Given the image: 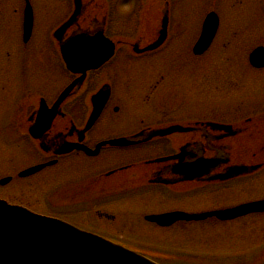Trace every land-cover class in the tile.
Segmentation results:
<instances>
[{
    "label": "flooded vegetation",
    "instance_id": "flooded-vegetation-1",
    "mask_svg": "<svg viewBox=\"0 0 264 264\" xmlns=\"http://www.w3.org/2000/svg\"><path fill=\"white\" fill-rule=\"evenodd\" d=\"M22 1L23 19L27 1L32 6L33 35L37 11L32 0ZM185 3L187 12H184ZM194 3L195 0H80L76 23L66 29L61 41L53 39L56 41L54 51L61 62V48L82 35L92 38L104 35L115 49L110 61L98 70L87 72L82 84L75 87L61 105L60 114L51 126L38 134L37 138L32 136L31 132L36 127L41 100H45L47 105L52 107L62 91L81 78L80 75L68 73L64 67L69 80L65 79L64 86L54 102L51 104L44 96H39L37 105L29 106L14 127L34 148L38 159L36 163L16 170L13 174L19 176L22 171L34 165L55 162L53 166L29 179L44 175V179L61 180L53 194L62 195L64 202L59 204L58 210L61 213L59 218L65 222L88 230L93 226L97 227L95 222L98 223L99 218H106L109 227L116 225L135 228L139 225L159 229L156 224L147 220L148 216L175 211H205H193L194 207L190 206L196 199V190L200 192L196 200H200L205 199L201 195H205L210 186H225L226 182L216 178L225 175L230 167L260 166V172L264 170V67H253L250 62V55L255 50H264V0H215L204 8L205 16H202L201 24L195 32ZM63 4L65 16L59 25L52 29V38H55V31L65 24L76 10L74 0H64ZM210 14L217 15L218 29L209 49L203 55L196 56L194 48L203 31V23ZM21 33L23 48L27 49L30 41H23V20L20 25ZM162 37L163 43L152 49ZM217 45L221 53L230 57L223 64L230 67L234 64L242 72L238 78L240 90L246 81L257 80L263 85L259 89L261 92L251 93L247 99H236V104H221L218 109L207 107L178 112L168 107H159L156 117L149 118L148 116L155 115L153 111L156 108L152 107V100L156 98V105L159 99L170 103L171 98L175 99L178 95L180 87L177 72L176 76L167 78L163 70L153 68L160 56L163 59V54L167 57V52H178L179 48L185 50L186 57L178 64L186 68L182 74L184 76L189 72L190 61L204 59ZM140 64L151 67L148 77L144 76L145 81L126 79L124 82H118L114 79L117 67L128 68ZM117 84L132 94L140 91L141 105H131V100L117 97ZM105 87V90L110 91L108 102L97 123L86 131L88 119L93 111L91 100ZM181 94L186 100L187 94L182 88ZM123 116L129 119L134 117L137 124L127 128L126 124L121 122ZM106 117L112 133L98 136L97 131ZM174 128L180 130L167 133ZM1 130L2 124L0 134ZM162 132L166 134H161ZM121 139L130 145H106L96 156L87 152L95 151L103 142ZM69 148L73 149L67 152ZM200 159H216L220 161V165L210 173L195 179L180 173L181 168L188 167ZM153 200L154 203L165 206L164 209H130L137 201L147 205V201ZM121 204L128 206L123 207ZM117 207H122L118 209V213ZM125 208L128 209L124 210ZM122 211L123 215L120 213ZM119 213L123 217L122 220H118ZM210 222L218 223L207 221L204 224L209 225ZM189 224L193 223L180 222L172 228ZM92 232L114 243L123 244L105 233L97 230Z\"/></svg>",
    "mask_w": 264,
    "mask_h": 264
},
{
    "label": "rangeland",
    "instance_id": "rangeland-1",
    "mask_svg": "<svg viewBox=\"0 0 264 264\" xmlns=\"http://www.w3.org/2000/svg\"><path fill=\"white\" fill-rule=\"evenodd\" d=\"M0 1V124H2L0 180L7 177L13 178L7 186L0 187V199L13 205L26 207L36 214L59 217L61 213L58 207L64 200L62 195L53 194V190L55 191L61 182L59 178L49 180L44 179L42 175L33 179H18L17 175L13 174L16 170L36 163L38 159L34 148L14 127L29 106L37 105L39 96H44L47 102L52 104L61 92L65 79L69 80L63 63L54 51L55 42L51 37L52 29L57 27L65 16L64 0H32L37 14L35 29L27 49L23 48L22 33L20 34L23 1ZM214 1L195 0L194 32L199 28L202 16H205L204 8ZM184 5V12H187L186 3ZM186 23L187 20H185V25ZM186 34L191 35L189 32ZM163 55V59L160 56L153 68L163 70L167 78L176 76L177 72L180 87L178 95L175 99L171 98L170 103L159 99L156 105V98H154L152 107L156 108L153 111L155 115L148 116L149 118L156 117L159 107H168L178 112L207 107L218 109L221 104L223 106L236 104V99H247L251 93L261 92L259 89L263 87L257 80L256 82L246 81L243 89L240 90L238 78L242 72L234 64L232 67L223 64L230 57L221 53L219 45L204 59L190 61L189 72L184 76L182 74L186 68L178 64L186 57L185 50L179 48L178 52H167V57ZM150 70L151 67H144L142 64L128 68L117 67L114 79L118 82H124L126 79L143 82L146 80L144 76L148 77ZM133 75L137 77H129ZM117 85L119 87L116 91L117 97L131 100V105H141L140 91L132 94L122 89L120 84ZM181 88L187 94L186 100L181 94ZM122 119L121 122L126 124L127 128H132L137 124L134 117L129 119L123 116ZM110 127V122L106 117L97 131L98 136L112 133ZM98 169L101 170V168ZM210 189L211 194H208L207 198L195 199L196 201L191 202L190 206L194 207L193 211L263 200L264 172L250 180L232 183L223 190ZM143 203L137 201L134 203L135 206L131 205L130 209L150 211L165 207L154 203V200L147 201V205ZM116 209L118 213L120 211L118 209L122 207ZM120 213L123 215L124 211ZM120 213L118 220L123 218ZM95 223L97 227L93 226L89 230H97L108 237L116 238L117 242L122 241L124 245L140 250L162 264H174V262L180 264H262L264 262V215L249 217L226 225H191L169 230L139 227V225L135 228H123L116 225L109 227L107 224L109 221L106 218H99V222Z\"/></svg>",
    "mask_w": 264,
    "mask_h": 264
},
{
    "label": "water",
    "instance_id": "water-1",
    "mask_svg": "<svg viewBox=\"0 0 264 264\" xmlns=\"http://www.w3.org/2000/svg\"><path fill=\"white\" fill-rule=\"evenodd\" d=\"M76 11L55 34L58 41L62 39L63 33L76 23L80 0H75ZM33 27L32 9L28 3L25 16V40L31 36ZM218 19L216 15H209L203 27L202 36L195 46V54H203L211 45L216 30ZM163 37L152 46L156 49L163 43ZM91 51L92 55L84 57L80 55L84 50ZM61 52L67 69L74 74H82L69 86L58 98L52 108H49L44 100L41 107L34 137L46 131L53 120L59 114V109L69 97L73 89L81 85L89 70H96L104 65L114 55V45L107 41L103 35L88 37L85 35L76 37L61 48ZM250 62L255 67H264V50L257 49L250 57ZM110 96L109 90H101L93 97V112L90 116L87 129L91 128L100 118L102 110ZM174 128L167 131H178ZM161 134H166L162 132ZM125 147L129 144L126 140L111 141L98 145L94 155L105 145ZM53 163L31 168L20 174V177L32 176ZM220 161L211 159H200L188 167L179 171L190 176V179L202 177L212 169L217 168ZM258 167L234 166L231 167L221 180H231L239 176L257 170ZM11 178L4 179L1 185H6ZM264 213V200L240 205L235 208L214 211L203 214H185L175 212L160 216L148 217L147 220L155 222L162 227H170L178 221H205L209 218H216L222 222L233 221L252 214ZM0 264H156L153 261L125 249L122 246L113 244L99 236L81 231L60 220L34 214L22 207L13 206L0 200Z\"/></svg>",
    "mask_w": 264,
    "mask_h": 264
},
{
    "label": "snow or ice",
    "instance_id": "snow-or-ice-1",
    "mask_svg": "<svg viewBox=\"0 0 264 264\" xmlns=\"http://www.w3.org/2000/svg\"><path fill=\"white\" fill-rule=\"evenodd\" d=\"M80 55H82L84 57H88V56L92 55V53H91V51L86 49L83 52H81Z\"/></svg>",
    "mask_w": 264,
    "mask_h": 264
},
{
    "label": "trees",
    "instance_id": "trees-1",
    "mask_svg": "<svg viewBox=\"0 0 264 264\" xmlns=\"http://www.w3.org/2000/svg\"><path fill=\"white\" fill-rule=\"evenodd\" d=\"M174 264H180V263H178V262H174ZM262 264H264V262H263Z\"/></svg>",
    "mask_w": 264,
    "mask_h": 264
}]
</instances>
